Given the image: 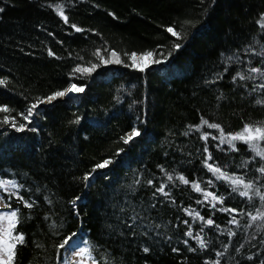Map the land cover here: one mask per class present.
<instances>
[{
  "label": "trees",
  "instance_id": "trees-1",
  "mask_svg": "<svg viewBox=\"0 0 264 264\" xmlns=\"http://www.w3.org/2000/svg\"><path fill=\"white\" fill-rule=\"evenodd\" d=\"M0 9L9 110L0 181L16 193L0 184V211L16 212L11 235L24 236L13 264H64L70 240L91 264H264V157L222 139L264 122V0H0ZM147 52L159 62L132 66ZM73 84L84 91L71 101L42 104ZM32 105L42 108L28 123ZM209 164L252 183L249 196Z\"/></svg>",
  "mask_w": 264,
  "mask_h": 264
},
{
  "label": "snow or ice",
  "instance_id": "snow-or-ice-1",
  "mask_svg": "<svg viewBox=\"0 0 264 264\" xmlns=\"http://www.w3.org/2000/svg\"><path fill=\"white\" fill-rule=\"evenodd\" d=\"M0 11H3V9H0ZM56 11L65 20V22H67L68 17L65 15L63 7L62 6H57ZM77 31H81V29H77ZM167 31L172 33L173 36H177L178 37L180 35L179 32H177L174 28H171V27H169L167 29ZM174 47L176 49H179L181 47V45L180 44H175ZM112 55H116V54L112 53ZM261 55H264V53H261ZM152 57H153V53L147 52V53L143 54L140 57V60L142 61V63H136L135 62L136 61V55L132 54V57H131L132 60H133V65L132 66L137 67L141 71H143L145 68H147L149 66V63H158L159 62V61H156V60L152 59ZM110 62L111 61H108V60H104L103 61V63H110ZM115 62L116 63H121V61L119 59H117ZM95 67L96 66H93L92 69H85L83 71H92V70H94ZM77 71H82V69L78 68ZM251 71H253V72H261V69L254 68V69H251ZM3 83H5V81L0 80V84H3ZM83 91H84V87H80V86H77L75 84H73L67 90V92H77V93L78 92H83ZM67 92H56L53 96L48 97V101L50 102V101L54 100L56 97L64 96V95L67 94ZM258 103H261V102L258 101ZM35 107H36V105H32V107L28 110V115L24 116L25 120H28L29 116L31 115L32 109H34ZM0 111L7 112L9 110L7 109L6 106H4V107H0ZM5 122H8L7 118H5ZM203 123L207 124L208 122L204 121ZM12 127H16V124L13 123ZM24 127H25V125L21 124L19 126V130L23 131ZM210 127L219 128L220 126L218 124H212V125H210ZM139 135H140V132L138 130L134 129L132 131V133L129 134V136L127 137L126 142L128 140H131L133 137L139 136ZM229 136H230V138L228 139L227 142L229 144H232L233 148L235 147L233 142L239 140V141H242L245 144H247L252 150H254L256 152L257 155H259L261 157H264V149H261L260 145H259L260 141H264V122H261L258 125L246 124L243 127V130L241 132L236 133L234 135L229 134ZM110 163H111L110 160H105L103 163L97 164L96 167L97 168H104V167H107ZM208 168L214 174H217V178L218 179H223V180L229 182L233 186L232 190L234 192L239 191V187L243 186L244 191H240L239 194L241 196H244V197H248L249 196V190H251L253 188V184L252 183H245L243 178L229 176L227 173L222 172L220 168L214 167L211 164L208 165ZM260 171L262 173H264V168H261ZM84 179L87 180L88 177L86 176V177H84ZM168 179L171 180L172 177L169 176ZM179 179L185 184L189 183V181L187 179H185L183 176H181ZM192 186L195 189V191H197V192L203 191L198 183H193ZM157 191L164 192V188L161 187V188L157 189ZM257 194H259V190H257ZM209 196H212L213 199H219L220 202L223 203V199L219 198V197H215L213 193H206L205 194V199L207 200L209 198ZM21 199H23V198L21 197ZM77 199H79V198H77ZM262 199H264V196H262ZM27 206L28 207H32L31 204H27ZM224 210L225 211H232V212L237 211L236 209H230V210L229 209H224ZM197 215H199V214L197 213ZM16 218H17V214H16L15 211H13L10 214V216L0 217V219H7L9 221L8 228L0 229V231L5 232L6 235L11 240L15 241V243H9L8 239H0V264H13V260H14V257H15L16 244H22L24 242L23 234H19V235L14 236V237L11 235V229L15 227ZM201 219H203V218L201 217ZM252 219L255 220L256 217L253 216ZM213 223H214L213 220H211V219L207 220V224L211 225ZM231 223H237L235 218H233ZM188 235L191 236L192 233L189 232ZM197 239L200 240V244H201L202 247L205 246L204 241L202 239H200L199 237H197ZM61 247H63V245H61ZM144 251L147 252L148 249L145 248ZM88 252H89V249L86 248L80 254L83 255V254L88 253Z\"/></svg>",
  "mask_w": 264,
  "mask_h": 264
},
{
  "label": "rangeland",
  "instance_id": "rangeland-1",
  "mask_svg": "<svg viewBox=\"0 0 264 264\" xmlns=\"http://www.w3.org/2000/svg\"><path fill=\"white\" fill-rule=\"evenodd\" d=\"M260 24L264 27V15L260 19ZM135 55H136V61L135 62L136 63H142V61L140 60V57L142 55H139V54H135ZM131 64L133 65L132 58H131ZM152 64H155V63H149V65H152ZM68 88H70V87H68ZM68 94L70 95L71 93H68ZM72 94L76 95V92H73ZM48 102L49 101H48V98H47V99L43 100L42 104L43 103H48ZM38 112H39V110H37L36 108L32 109L31 115L29 116L28 120H26V121L28 123H32V122L38 120V118L40 117ZM26 115H28V112L26 113ZM131 133L132 132H130L129 134H131ZM232 135H234V134H232ZM229 138H230V136L227 135V136L223 137L222 139H223V141L227 142ZM0 184H1V186H2V188L4 190L10 191L13 194H16L13 184H11L9 182H6V181H0ZM3 206H5V204H4V201L2 200V198L0 197V207H3ZM4 216H9V215L6 212H4V211H0V217H4ZM8 224H9V221L7 219H0V229L8 228ZM0 239H7L5 232L0 231ZM64 252H65V255H66L64 264H91L90 262H88V260L85 257H83L80 254L81 253V247H80L79 243L76 240H70L69 242H67L66 245H65V251Z\"/></svg>",
  "mask_w": 264,
  "mask_h": 264
},
{
  "label": "water",
  "instance_id": "water-1",
  "mask_svg": "<svg viewBox=\"0 0 264 264\" xmlns=\"http://www.w3.org/2000/svg\"><path fill=\"white\" fill-rule=\"evenodd\" d=\"M71 87V86H70ZM74 96H75V94H72V95H65V96H61V97H56L55 98V100H66V101H71L73 98H74ZM53 101V100H52ZM51 101V102H52ZM50 102V103H51ZM43 104H45V103H43ZM37 110H41V108H42V106L40 105V106H36L35 107Z\"/></svg>",
  "mask_w": 264,
  "mask_h": 264
},
{
  "label": "bare ground",
  "instance_id": "bare-ground-1",
  "mask_svg": "<svg viewBox=\"0 0 264 264\" xmlns=\"http://www.w3.org/2000/svg\"><path fill=\"white\" fill-rule=\"evenodd\" d=\"M68 89H69V88H67L64 92H67ZM68 93H71V94H72L73 92H67V94H68ZM67 94H66V95H67ZM71 94H70V95H71ZM68 95H69V94H68Z\"/></svg>",
  "mask_w": 264,
  "mask_h": 264
}]
</instances>
